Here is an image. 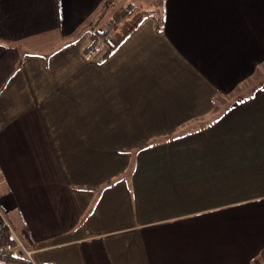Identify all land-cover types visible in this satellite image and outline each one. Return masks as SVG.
I'll use <instances>...</instances> for the list:
<instances>
[{
  "label": "crops",
  "instance_id": "0c3cea01",
  "mask_svg": "<svg viewBox=\"0 0 264 264\" xmlns=\"http://www.w3.org/2000/svg\"><path fill=\"white\" fill-rule=\"evenodd\" d=\"M105 1L0 0V209L29 264H264V81L236 95L264 0H164L102 59Z\"/></svg>",
  "mask_w": 264,
  "mask_h": 264
},
{
  "label": "rangeland",
  "instance_id": "374dc122",
  "mask_svg": "<svg viewBox=\"0 0 264 264\" xmlns=\"http://www.w3.org/2000/svg\"><path fill=\"white\" fill-rule=\"evenodd\" d=\"M161 4V0H114L112 5L106 10L104 16L102 19L97 22V26L93 25L89 30H90V44L93 40V35L92 32H94L96 29H104L106 26L109 25V21L112 17L115 15L119 14L121 11L124 9L130 8V7H135L137 9H134L129 15H126L123 19L119 21L117 24L116 28H111L110 30V38L109 41L110 43L116 42L118 39H120L124 34H127L129 28L134 24L136 19L140 17V14L142 13L143 10L145 9H157L158 6ZM104 9V7L102 8ZM96 19V18H95ZM93 20V19H92ZM97 48H103V44H106L105 40H102L101 37L97 36ZM259 74V75H258ZM258 77H254L248 82L244 87L250 86V88H242V90H238L239 92L236 94L237 96H242L245 93L251 92V90L254 88L255 85H258L259 80L264 81V68L263 70L258 73ZM259 79V80H257ZM244 92V93H243ZM229 103H220L218 104V107L220 109L224 108L226 105ZM219 109V110H220ZM22 258L28 259L26 254H22Z\"/></svg>",
  "mask_w": 264,
  "mask_h": 264
},
{
  "label": "trees",
  "instance_id": "16d2710c",
  "mask_svg": "<svg viewBox=\"0 0 264 264\" xmlns=\"http://www.w3.org/2000/svg\"><path fill=\"white\" fill-rule=\"evenodd\" d=\"M113 2H114V0H106L105 1L103 14H104V12H106V10L109 8V6L112 5ZM163 3H164V0H161V4L158 6L157 9H151L150 8V9L143 10L142 13L140 14V17H138L136 19V21L134 22V24L129 28L127 34H124L116 42L110 43V41H109L110 34L109 33H110L111 28H116L117 24L119 23V21L121 19H123L126 15H129L132 11H134V9H137V8L130 7V8L124 9L119 14L112 17L109 21V25L106 26L104 29L98 28L94 32H92L93 40H92L90 46L88 47L87 52H93L97 49V44H98L97 36H99V37H101L102 40H105V42H107L106 44H103L105 52L103 54L102 59H105L116 49V47L123 41V39L132 30H134L136 28V26L139 24V22L146 16L155 15L156 17H158L157 18L158 24L161 25L163 22V19H162ZM97 24L98 23H96L94 25L97 26ZM92 26H93V24H92ZM29 263L30 262L28 259H24L17 254H5V255H3V257L0 258V264H29Z\"/></svg>",
  "mask_w": 264,
  "mask_h": 264
},
{
  "label": "built area",
  "instance_id": "2783aa9c",
  "mask_svg": "<svg viewBox=\"0 0 264 264\" xmlns=\"http://www.w3.org/2000/svg\"><path fill=\"white\" fill-rule=\"evenodd\" d=\"M5 254H26L31 259V253L25 248L12 224L0 209V258Z\"/></svg>",
  "mask_w": 264,
  "mask_h": 264
}]
</instances>
